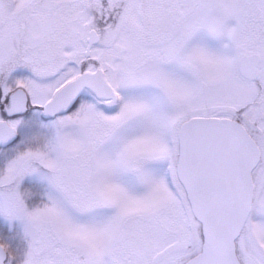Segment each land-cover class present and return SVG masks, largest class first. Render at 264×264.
<instances>
[{
  "label": "snow or ice",
  "instance_id": "1",
  "mask_svg": "<svg viewBox=\"0 0 264 264\" xmlns=\"http://www.w3.org/2000/svg\"><path fill=\"white\" fill-rule=\"evenodd\" d=\"M0 264H264V0H0Z\"/></svg>",
  "mask_w": 264,
  "mask_h": 264
}]
</instances>
